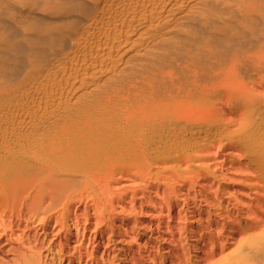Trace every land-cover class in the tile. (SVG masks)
<instances>
[{"label":"bare ground","instance_id":"1","mask_svg":"<svg viewBox=\"0 0 264 264\" xmlns=\"http://www.w3.org/2000/svg\"><path fill=\"white\" fill-rule=\"evenodd\" d=\"M164 144L188 163L236 148L264 184V0H0V241ZM256 231L218 263L264 264Z\"/></svg>","mask_w":264,"mask_h":264},{"label":"rangeland","instance_id":"2","mask_svg":"<svg viewBox=\"0 0 264 264\" xmlns=\"http://www.w3.org/2000/svg\"><path fill=\"white\" fill-rule=\"evenodd\" d=\"M49 72L45 79L52 78ZM30 85L26 93L34 91ZM217 110L222 125L214 131L219 143L229 145L236 127L228 123L235 115L224 103ZM214 146L196 150V159L188 163L169 156L165 145L163 157L152 165L102 178L83 200L57 209L45 226L31 224L26 241L15 236L27 225L15 228L13 240L0 241V264L27 261L37 253L42 264H219L231 259L245 230L264 228V184L238 149Z\"/></svg>","mask_w":264,"mask_h":264}]
</instances>
